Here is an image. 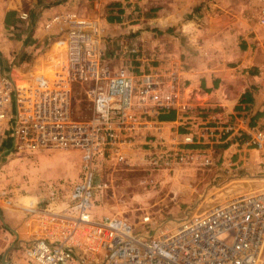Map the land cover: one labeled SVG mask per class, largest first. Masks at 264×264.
I'll list each match as a JSON object with an SVG mask.
<instances>
[{
	"label": "built area",
	"instance_id": "1",
	"mask_svg": "<svg viewBox=\"0 0 264 264\" xmlns=\"http://www.w3.org/2000/svg\"><path fill=\"white\" fill-rule=\"evenodd\" d=\"M255 1L256 23L264 27V0ZM26 18L19 13L18 19ZM45 26L63 29L50 54L31 58L17 77L0 64V142L7 127L16 151L76 149L79 177L68 190L70 212L13 204L12 189H0V205L24 217L16 256L0 264H264V122L247 127L241 121L200 120L199 129L211 141L258 152L255 177L261 186L155 232L161 225L144 215L138 222L152 231L142 234L119 215L95 211V176L107 163L159 176L214 166L212 147L190 146L189 134L162 135L169 124H183V116L160 118L180 95L179 75L112 69L94 17L57 14ZM72 84L85 87L84 119L72 117Z\"/></svg>",
	"mask_w": 264,
	"mask_h": 264
},
{
	"label": "crops",
	"instance_id": "2",
	"mask_svg": "<svg viewBox=\"0 0 264 264\" xmlns=\"http://www.w3.org/2000/svg\"><path fill=\"white\" fill-rule=\"evenodd\" d=\"M80 1H87L92 17L98 20L108 51L113 54L108 60L115 62L112 69L129 63L134 65V72L150 71L154 67L179 75L180 95L174 108L160 118L174 121L183 116V124H169V129L166 127L162 132L165 138L189 134L192 147L217 149V144H222L219 152H214L218 158L228 152L222 148L226 145L215 142L218 138L211 141L213 138L202 137L200 120L208 125L215 120L241 121L240 124L247 127L264 122V27L256 23L257 1L54 0L47 7L59 8L55 15L63 14L68 13L62 11L64 8H79ZM94 2L95 8L92 7ZM69 3L71 8L67 7ZM2 132L0 146L6 147L5 154L24 155L18 162L19 176H25L23 186L34 188V196L31 195L27 203L70 212L68 190L79 177L80 152L77 150L74 155L49 154L52 150L19 153L13 148L7 127ZM227 148L233 149L231 154H235L233 158L237 157V161L227 160L219 166L215 159L214 166L206 172L213 173L215 169L220 173L237 172L240 168L246 173L252 168L245 162V155L255 157V150L232 145ZM44 170L57 173L45 179L40 177ZM200 174L198 170L183 168L160 177L162 184L167 181L165 185L170 191L176 189L175 183L180 181L182 184L177 187L182 191L187 181ZM11 176L13 179V171ZM23 221V214L0 213V260L16 256L13 248L16 234H22Z\"/></svg>",
	"mask_w": 264,
	"mask_h": 264
},
{
	"label": "rangeland",
	"instance_id": "3",
	"mask_svg": "<svg viewBox=\"0 0 264 264\" xmlns=\"http://www.w3.org/2000/svg\"><path fill=\"white\" fill-rule=\"evenodd\" d=\"M49 3H54V0H0V64L6 70V74L7 71H10L13 76L15 74L17 77V71L28 64V62L25 63V60L42 57L45 53L50 54L53 51V39L62 33L63 29L58 27L51 29L45 26L47 21L59 12V8L51 10L49 7L52 5L47 7ZM70 3L67 7L71 8ZM88 6L87 1H80L77 9H61L63 12L74 13L78 17L89 18L93 16V13L88 9ZM20 12L27 13L25 20L18 19ZM7 15L18 20L11 21L12 23L6 25L3 23V19ZM101 45L104 53L108 51V43L105 42L103 36ZM108 63L111 68H114L113 63L115 62L110 60ZM121 66L129 67L134 71L133 64L126 63L124 65L122 63L118 67ZM84 88L78 84L71 85L70 108L72 117L75 119H84L88 115V104L83 94ZM217 145V149H214L216 147L212 149L213 152L216 150L219 152L218 148L222 144ZM5 148V146H0V189H12L13 204L22 206L27 203L31 195L34 196V188L33 186H23L25 176L24 174L19 176L20 165L18 162L19 158H23L24 155H7L4 152ZM222 148L227 149L226 155L217 158V155L213 154L216 161L218 160L219 166L224 165V161L227 160L237 161V157L233 158L235 154H231L233 149H228L227 145ZM48 152L54 155L78 153L76 149ZM259 160L258 152L255 157L252 154L245 155V162L252 166L246 173L240 168L237 172L224 173H220L217 169L213 173L206 172L208 169L198 170L201 174L197 178L193 177L189 182L187 181L182 191L177 187L182 184L180 181L175 183L176 189L170 191L165 185L167 181L162 184L163 179L159 175L143 173L134 168L112 166L107 163L95 176V184L99 186L94 189L95 211L119 215L134 228L142 231V234L145 233V230L148 233L152 231L150 226L148 229L140 226L138 221L144 215L149 217L150 224L152 223L156 227L161 225L154 229V232L161 228H170L188 215L202 212L211 205L261 186V181L255 177L256 163ZM240 163L242 160L238 162V165ZM11 171L14 173L13 179H11ZM56 173V170H44L40 177L47 179ZM9 211L22 214L18 209L0 205L1 215L9 213Z\"/></svg>",
	"mask_w": 264,
	"mask_h": 264
},
{
	"label": "trees",
	"instance_id": "4",
	"mask_svg": "<svg viewBox=\"0 0 264 264\" xmlns=\"http://www.w3.org/2000/svg\"><path fill=\"white\" fill-rule=\"evenodd\" d=\"M15 20V22L18 20V19H12V18H10L8 15L7 16H5V18H4V24H9L11 21H14ZM14 22V23H15ZM12 23V22H11ZM112 55L113 54H111V52L110 51H106L105 53H104V57H105V59H107V60H109V58H112Z\"/></svg>",
	"mask_w": 264,
	"mask_h": 264
}]
</instances>
